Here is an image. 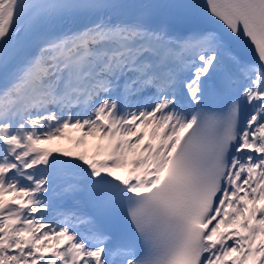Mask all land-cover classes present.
<instances>
[{
  "label": "snow or ice",
  "instance_id": "1",
  "mask_svg": "<svg viewBox=\"0 0 264 264\" xmlns=\"http://www.w3.org/2000/svg\"><path fill=\"white\" fill-rule=\"evenodd\" d=\"M0 264H264V0H0Z\"/></svg>",
  "mask_w": 264,
  "mask_h": 264
},
{
  "label": "rangeland",
  "instance_id": "2",
  "mask_svg": "<svg viewBox=\"0 0 264 264\" xmlns=\"http://www.w3.org/2000/svg\"><path fill=\"white\" fill-rule=\"evenodd\" d=\"M71 135H72L73 137H75V136L78 135V134H76V133H72ZM57 146H59V147H63V148H65V149H73V148H74L73 143H72L71 141H69V140L59 141V142H57Z\"/></svg>",
  "mask_w": 264,
  "mask_h": 264
}]
</instances>
